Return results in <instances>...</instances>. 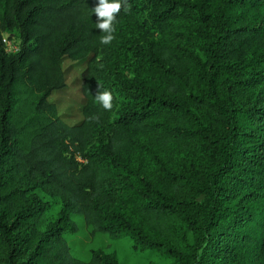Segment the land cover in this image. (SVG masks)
I'll return each mask as SVG.
<instances>
[{
  "label": "trees",
  "instance_id": "1",
  "mask_svg": "<svg viewBox=\"0 0 264 264\" xmlns=\"http://www.w3.org/2000/svg\"><path fill=\"white\" fill-rule=\"evenodd\" d=\"M97 4L0 0L1 264H123L102 247L72 254L76 215L172 264H264V0H127L114 27L145 12L143 36L122 52L150 75L112 68L131 101L94 141L49 97L67 85L64 56L102 48ZM6 32L19 51L6 50ZM83 76L90 110L105 88L91 65ZM140 134L158 144L154 174L132 165ZM42 191L62 203L44 228Z\"/></svg>",
  "mask_w": 264,
  "mask_h": 264
},
{
  "label": "rangeland",
  "instance_id": "2",
  "mask_svg": "<svg viewBox=\"0 0 264 264\" xmlns=\"http://www.w3.org/2000/svg\"><path fill=\"white\" fill-rule=\"evenodd\" d=\"M145 16L143 11L126 15L122 23L115 28L114 39L109 44H103L97 54L91 52L83 58L74 59L64 56L62 59L67 85L62 89L53 91L49 99L56 103L59 115L66 122L70 124L84 122L89 125L94 141L107 138L108 122L121 109L128 107L131 101L130 92L123 88L118 81L117 74H113L112 68L118 67L119 71H123L124 75L130 78L136 75L146 76L147 73L150 75L147 65L134 58H129L125 53L128 49L123 45L127 42L130 43L133 38L143 36V30L139 23ZM155 36L160 38L161 34L157 32ZM124 48L126 50L122 52ZM89 65L92 66L96 76L94 81L99 83L101 81L105 90L110 91L113 95V107L110 111L105 110L101 104L90 110L86 107L87 97L83 91V72ZM157 148L158 144L149 135H138L132 148V165L143 173H156L157 163L152 156V152L156 151ZM41 193H43L45 199L51 201L41 225L44 228L58 216L62 203L59 198L43 191ZM131 212L137 217L140 216L135 209H131ZM75 219L79 223V230L77 232H66L65 237L71 247L72 254L76 257L89 259L92 249L102 247L115 253L123 264H172L174 262L172 257L164 256L157 250L135 244L129 235L111 236L106 232H95L83 216L76 215ZM186 237L189 241H192L191 232L187 233ZM2 262L3 254L0 252V264Z\"/></svg>",
  "mask_w": 264,
  "mask_h": 264
},
{
  "label": "clouds",
  "instance_id": "3",
  "mask_svg": "<svg viewBox=\"0 0 264 264\" xmlns=\"http://www.w3.org/2000/svg\"><path fill=\"white\" fill-rule=\"evenodd\" d=\"M122 7L127 10V0H98L97 6L93 8V12L97 17L96 28L106 34L101 36V44H109L114 39V23ZM95 99L105 110L110 111L112 109L113 95L110 91L101 92L98 90Z\"/></svg>",
  "mask_w": 264,
  "mask_h": 264
},
{
  "label": "built area",
  "instance_id": "4",
  "mask_svg": "<svg viewBox=\"0 0 264 264\" xmlns=\"http://www.w3.org/2000/svg\"><path fill=\"white\" fill-rule=\"evenodd\" d=\"M3 42L5 45V48L8 52H16V51L20 50L19 39H17V37L10 32L4 33ZM78 158L80 160H84L83 158H81L79 156H78Z\"/></svg>",
  "mask_w": 264,
  "mask_h": 264
}]
</instances>
